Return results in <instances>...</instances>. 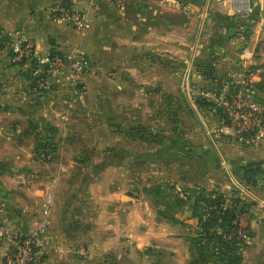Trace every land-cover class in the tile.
<instances>
[{
	"label": "crops",
	"instance_id": "0c3cea01",
	"mask_svg": "<svg viewBox=\"0 0 264 264\" xmlns=\"http://www.w3.org/2000/svg\"><path fill=\"white\" fill-rule=\"evenodd\" d=\"M223 2L0 0V222L23 238L48 220L49 233L39 242L44 253L41 264H191V238L198 236V219L187 205L169 210L167 201L146 192L157 188L170 192L168 187L180 192V197L200 190L223 193L227 198L240 196L249 207L243 214L249 233L242 264H264V128L249 139L250 143L240 146L232 132L219 123L222 117L216 109L199 107L181 89L182 83L173 86L167 81L169 53L183 57L182 50H169V28L177 27L169 16L186 10L193 18L204 20L213 9L221 13ZM63 7L87 12L89 25L79 28L61 19L57 9ZM253 8L259 19L248 24L253 19L244 16L236 22L241 29L224 35L227 48H214L215 54L223 57L225 68L219 72L218 61H213V67L216 75L233 71L239 76L248 68L254 100L264 108V0H253ZM245 29L250 31L245 33ZM214 36L208 41L215 44ZM235 39L249 41V45L244 51L234 46L233 52ZM27 42L34 46L33 58L55 54L68 61L79 54L90 64L84 71L87 82L95 74L127 73L129 81H113L111 88L118 91L127 85L131 90H145L147 104H165L166 92L173 89L171 98L175 97L181 107L176 115L186 122L170 128L161 122V114L158 117L157 130H152L145 142L142 163L155 179L147 183L141 196H133L136 187L129 179L105 184L97 177L92 183L83 175V159H69L73 148L58 142L72 136L71 122L76 117L69 112L73 107L83 109V91L79 95L68 82L58 80L48 95L37 98L32 78L37 60L15 63ZM198 68L195 76L202 86L206 83L208 95L213 94L209 90L213 82L201 75L202 67ZM81 83L83 87V80ZM108 85L99 80L92 89ZM83 88L89 89L86 84ZM99 97L102 94H97ZM115 129L111 131L119 135ZM38 137L53 139L55 150L47 159L37 154ZM107 147L97 150L106 152ZM115 147L109 149L114 154L112 160L125 152ZM126 159L118 158L110 167L104 166L103 160L99 167H136V160ZM249 172L254 179L247 180ZM80 252L87 257H81Z\"/></svg>",
	"mask_w": 264,
	"mask_h": 264
},
{
	"label": "rangeland",
	"instance_id": "374dc122",
	"mask_svg": "<svg viewBox=\"0 0 264 264\" xmlns=\"http://www.w3.org/2000/svg\"><path fill=\"white\" fill-rule=\"evenodd\" d=\"M222 1L224 2L219 6L221 13H218L217 9H213L209 14H206L204 20H201V18H193L194 15L186 10H181V15L177 13L179 15L169 16V21L171 20L177 24V27H173L171 30L169 28V50L178 48L182 50L183 53L180 54L183 57L169 53V56L171 55L172 58L170 59L169 57L170 63L168 66L169 71L167 78V81L172 83L173 86L175 82L182 83L181 89L187 91L188 96L193 100L195 99L196 102L200 99H209V101L215 103L216 107L220 109L222 108L218 105V100L220 99L219 96L223 93V85L234 79L238 80V73L236 74V72L230 71V73L226 75L215 74L217 81L213 82L214 86L212 88H209L213 94L208 95V87H205L206 83H204L205 86H202L200 79H197L194 71L197 70L198 67H202V69L209 66L213 67V61L215 63L218 61L220 66L219 72L222 71V68H225V64L222 62L223 57L215 54V45H218L219 48H227L228 44L225 41L226 37L224 35H232V33L239 31L241 28L236 22L242 20L244 16L252 17L253 20L248 22V24L256 22L259 19L258 12L253 8V0H248V7L245 11H235L232 8L231 0ZM262 16L264 17V15ZM181 29H183V34L180 33ZM249 31L250 29H245V33ZM210 35L214 36V41L217 43L214 44V42L208 41ZM28 43L29 42L26 44ZM247 45H249V41L235 39L234 45L231 47L233 52L234 46H239L240 50L244 51ZM204 55H207V57H203ZM54 57L55 58L51 57L49 54L37 58L30 56L20 61L17 60L15 63H21L23 60L27 62L37 60L34 64L36 74L32 76L33 79L35 78L33 92L37 98H39V94H41V96L48 95L51 91V86L58 80L68 82L70 86L78 90L77 92L79 95L83 91V109L73 107L74 111L72 109V111L69 112V114L73 113V116L76 117V119L74 118L75 120L71 122L72 136L70 139L66 137L67 140L61 141L60 138L62 137L59 135L57 138L61 142L58 143L62 145V142H64L65 146L73 148V151L67 155L70 157V160H73L76 156L83 159V175L87 174L92 183L97 177H102L104 179H102L103 183L105 184L109 183L107 182L108 180L110 182L113 180H122L126 182L129 179L134 182L136 187L133 196H141L143 188L147 183H151V180L155 179V177L153 178V173H151L152 170L143 168L142 163L145 142L150 140V133L152 130H157L160 123L158 117L161 114V122L167 124L170 128H175L177 124L186 122L176 115L179 105L175 102V97L173 99L171 98V96H173V89L169 88V91L166 92L168 98L165 104L161 106L158 104H147V99L143 97L145 90H131L127 88V85H123L118 91L111 88V82L113 81H129L127 73L95 74L88 77L87 82L84 77V71L86 66L88 68L90 67V64L79 54H75V56L68 59V61H64L63 58L59 56ZM56 58L62 60L61 66L55 64ZM237 58L238 56L235 57L236 67L238 62ZM82 72L83 77H81ZM153 78L155 77L152 75V79ZM82 80L83 87L86 84L89 89L84 90V88L81 87ZM99 80H102L103 83L108 82L109 85L103 89H92V85L98 83ZM43 85L46 88H43ZM97 94H102L103 97L97 98ZM175 118L179 120L175 121ZM219 123L232 132L234 140L238 145L245 146L250 143L248 139L246 143L240 144L236 139L235 130L228 124L227 120L221 118ZM115 128H118L119 135L111 131L112 129L116 130ZM112 134H114V136H112ZM105 146H108V151H101V148ZM112 146L125 149L124 153L118 154L119 156L114 159L115 161L118 158H124L123 161H125L127 160L126 158L129 157L130 160L137 161H135L136 167L130 169L126 167L123 169L100 168L99 164L103 160L104 166L107 164L109 167L110 164H112L111 162L114 161L112 160V155L114 154L109 150ZM97 148L101 150H97ZM105 155L108 158L104 157ZM87 163H89L88 166ZM156 260H158V257Z\"/></svg>",
	"mask_w": 264,
	"mask_h": 264
},
{
	"label": "trees",
	"instance_id": "16d2710c",
	"mask_svg": "<svg viewBox=\"0 0 264 264\" xmlns=\"http://www.w3.org/2000/svg\"><path fill=\"white\" fill-rule=\"evenodd\" d=\"M52 54L51 57H54ZM25 61V60H23ZM201 75L212 82L217 81L215 68L212 66L200 69ZM199 107L216 109L222 119L228 121L223 109L217 108L216 104L205 99L197 100ZM264 128V125H263ZM256 133L247 135L248 139L256 136ZM39 138L37 154L44 155L47 159L55 150L52 138ZM49 150V151H47ZM157 188L153 191L146 190L153 198H162L168 203L169 210H177L182 206L192 211L194 218L198 219V236L191 238V251L193 262L191 264H242V251L244 241L237 238L239 218L248 211V205L239 197L233 204L227 203V196L223 193L212 194L205 190L191 191V196L180 197V192H174V188ZM193 193V194H192ZM178 194V195H176ZM233 194L239 195L234 191ZM175 195V196H174ZM193 199V203L191 200Z\"/></svg>",
	"mask_w": 264,
	"mask_h": 264
},
{
	"label": "built area",
	"instance_id": "2783aa9c",
	"mask_svg": "<svg viewBox=\"0 0 264 264\" xmlns=\"http://www.w3.org/2000/svg\"><path fill=\"white\" fill-rule=\"evenodd\" d=\"M232 8L239 10L240 0H231ZM57 13L61 19L74 24L76 27L85 28L89 25L90 19L85 11H73L68 7L58 8ZM34 46L31 43L25 45L18 51L17 60L33 56ZM55 58V57H53ZM55 64L62 65V60L55 59ZM79 69V68H77ZM245 75L239 76L238 80L226 82L223 86V93L219 96L220 107L227 115L230 126L235 130L236 139L240 144L248 141L247 135L259 132L264 125V108L254 102V87L251 81V73L246 68ZM43 88L44 87L43 85ZM236 196L227 198L228 204H233ZM50 214V206L45 209V215L48 219ZM49 222L45 221L37 230L27 234L23 238H19L10 230L3 227L0 222L1 247L3 252V264H41L44 260V253L40 247L41 236L49 233ZM237 238L246 240L248 237V229L244 224V215L238 221ZM83 258L87 257L85 252H80Z\"/></svg>",
	"mask_w": 264,
	"mask_h": 264
},
{
	"label": "bare ground",
	"instance_id": "6f19581e",
	"mask_svg": "<svg viewBox=\"0 0 264 264\" xmlns=\"http://www.w3.org/2000/svg\"><path fill=\"white\" fill-rule=\"evenodd\" d=\"M240 5L237 7L238 9L245 10L248 7V0H240Z\"/></svg>",
	"mask_w": 264,
	"mask_h": 264
},
{
	"label": "water",
	"instance_id": "95a60500",
	"mask_svg": "<svg viewBox=\"0 0 264 264\" xmlns=\"http://www.w3.org/2000/svg\"><path fill=\"white\" fill-rule=\"evenodd\" d=\"M246 178H247V180L254 179V178H255V175H254L252 172H249V173L246 175Z\"/></svg>",
	"mask_w": 264,
	"mask_h": 264
}]
</instances>
